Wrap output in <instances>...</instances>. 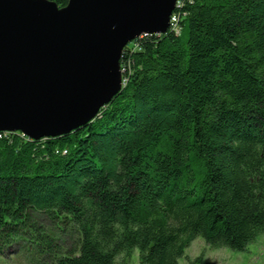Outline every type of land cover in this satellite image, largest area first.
I'll return each mask as SVG.
<instances>
[{"label": "trees", "instance_id": "1", "mask_svg": "<svg viewBox=\"0 0 264 264\" xmlns=\"http://www.w3.org/2000/svg\"><path fill=\"white\" fill-rule=\"evenodd\" d=\"M175 13L178 34L123 50L125 85L91 123L0 139V252L24 235L45 264H116L135 249L140 264H178L197 237L244 251L264 234V0Z\"/></svg>", "mask_w": 264, "mask_h": 264}, {"label": "water", "instance_id": "2", "mask_svg": "<svg viewBox=\"0 0 264 264\" xmlns=\"http://www.w3.org/2000/svg\"><path fill=\"white\" fill-rule=\"evenodd\" d=\"M177 0H0V132L32 141L91 123L121 91V55L165 35Z\"/></svg>", "mask_w": 264, "mask_h": 264}, {"label": "rangeland", "instance_id": "3", "mask_svg": "<svg viewBox=\"0 0 264 264\" xmlns=\"http://www.w3.org/2000/svg\"><path fill=\"white\" fill-rule=\"evenodd\" d=\"M35 217L58 243H62L60 245L64 249L69 248V241L59 227L51 224L45 217L39 215ZM31 242L27 236L21 235L0 252V264H45V257L41 258L37 254ZM198 257H201L205 264H264V234L259 235L244 251H234L226 247L213 249L207 246L202 238L197 237L185 249L178 264H191ZM116 264H140L138 251L135 249L126 260L119 257Z\"/></svg>", "mask_w": 264, "mask_h": 264}, {"label": "built area", "instance_id": "4", "mask_svg": "<svg viewBox=\"0 0 264 264\" xmlns=\"http://www.w3.org/2000/svg\"><path fill=\"white\" fill-rule=\"evenodd\" d=\"M186 1L187 0H177L176 7H175L173 13L171 14V16L169 18V27H168V31L167 32H171V33H174V34H178L179 33V27H178L179 17H178V14L175 13V12L180 10L184 6ZM142 37H144V36H141L139 38H142ZM136 40L133 41L132 43L128 44L125 47V49L132 50V51L136 50L137 49ZM121 69L124 71V74H125L126 67L124 65H121ZM124 74H123V76H124ZM125 80L126 79L123 77L122 87L125 85ZM12 135H17V136L23 138L24 140L31 141L30 139H28L26 136H24L20 132H13V133H11V132H0V139L7 138V137L12 136Z\"/></svg>", "mask_w": 264, "mask_h": 264}]
</instances>
